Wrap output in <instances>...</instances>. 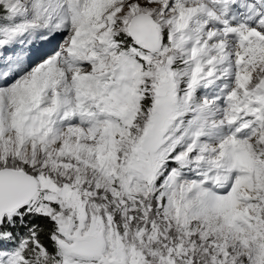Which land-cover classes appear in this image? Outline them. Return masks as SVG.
Returning a JSON list of instances; mask_svg holds the SVG:
<instances>
[{"label":"snow or ice","instance_id":"1","mask_svg":"<svg viewBox=\"0 0 264 264\" xmlns=\"http://www.w3.org/2000/svg\"><path fill=\"white\" fill-rule=\"evenodd\" d=\"M0 264H264V0H0Z\"/></svg>","mask_w":264,"mask_h":264}]
</instances>
